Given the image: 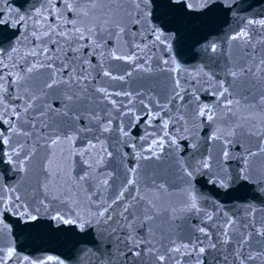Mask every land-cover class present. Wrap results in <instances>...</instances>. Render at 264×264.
Segmentation results:
<instances>
[{"label": "snow or ice", "instance_id": "6c2138e0", "mask_svg": "<svg viewBox=\"0 0 264 264\" xmlns=\"http://www.w3.org/2000/svg\"><path fill=\"white\" fill-rule=\"evenodd\" d=\"M25 3H29V0H25ZM176 6L185 14L191 11L209 16L220 7L231 11L233 0H39L38 6L36 2H32L23 12L8 6V0H0V26L15 28L13 35L18 37L15 42H9L7 47L0 42V160L6 157L7 163L17 172L27 173L36 153V145L43 141L41 146L50 148L61 143L62 130L49 123L55 110L46 100L40 102L45 88L50 89L58 83L67 84L70 89L67 101L72 102L74 97L79 99L78 94L71 91L72 86L81 92H87L89 85L85 81L92 71H102L103 76L109 79L123 80L124 76L114 77L111 72L104 70V58L125 60L138 70L151 71L150 67H141L136 63L140 58L137 53L144 51L136 41L138 38L148 39L149 36L155 37L153 43L171 39L153 22L154 19H159L154 13L161 7L174 9ZM249 23L264 25V20ZM21 27L24 28L22 33L19 31ZM231 39L241 41L245 46L252 45L247 31H238ZM120 42H124L129 51L117 55ZM207 47L212 52L217 50L214 43ZM144 63L147 64L146 59ZM40 69L50 71L43 86L37 89L33 73H39ZM227 75L232 77L227 85L224 80L209 78L206 81L211 85L212 95L216 98L214 104L200 99L198 93L201 88L193 86L189 94L187 88L180 87L178 80L174 95L167 102H161L147 93L113 94L105 88H97L96 91L103 93L105 100H110L113 95L128 98L126 101L111 100V103L117 115L126 118V123L118 125V131L126 138L125 145L132 148L131 153H124V156L131 155L132 166L126 167V178L119 188L115 189L113 186L114 190L107 196L105 192L112 179L110 173L103 179L85 173L75 183L70 177L65 179L49 203L57 202L67 211L57 209L52 219L61 226L67 225L80 232L87 231L93 225L97 226L99 243L114 242L118 249L119 245H123L119 251L125 264L128 259L133 264H139L145 255L150 256L155 264H164L165 261H176L179 264L184 256L194 258L197 264H203L207 249L233 243V264L264 260V251H258L254 255L251 251L245 253L244 250L254 237L264 238V220L257 224L256 209L252 204L246 205L244 217L232 219L224 213V218L219 223L217 221L220 220L222 208L217 211L215 219L213 214L203 212L205 226L198 229L203 238L197 237L195 244L189 241L188 244L177 246L175 240H169L165 245L157 240L152 230L162 215L175 220L182 213L200 214L203 211L201 201L204 197L196 186L198 175L214 189L228 190L234 185L251 189L254 199L264 203V166L257 168L253 159L264 157V91L258 97L253 95L251 101L244 96L243 105L241 99H236L234 95V84L242 77L264 80V57L259 61L254 60L250 66H235L228 70ZM63 76H67V80L60 79ZM177 100L180 103L170 107ZM188 103L195 104L194 124L209 122L210 125H223L215 127L210 135V139L221 142L222 147L215 156L201 155L196 159L193 153L192 161L186 166L183 161L180 162L183 182L187 185L183 189L182 207L162 208L161 196L154 194L152 189L156 193H163L165 185L153 182L147 191L142 190L138 169L143 167L142 161L160 160L165 148L170 153H175L188 147L185 142L189 133H194V128L185 125V115L182 112ZM64 115L67 116L68 113L65 112ZM165 116L168 118L165 119ZM93 117L100 119L95 113ZM72 118L80 119L79 113ZM154 121H158V124L149 133L147 130L152 128ZM173 121L170 128V122ZM111 124L112 120L108 119L102 131H110ZM141 126L145 128V134L138 136V139L150 140L151 143L147 149L141 144L140 150H137V137L132 136V130ZM63 137L64 142L71 140L66 130L63 131ZM252 138L257 142L256 151L242 143H250ZM96 139L99 142V137ZM233 145L241 151H235L231 147ZM90 147L94 149L95 145ZM191 147L195 149L196 145L191 144ZM105 155L111 157L112 153L102 145L92 158L89 169L95 171L102 167ZM232 160L239 161V166L231 168ZM43 171L47 177V182L43 184L47 199L52 193L55 177L49 166H45ZM91 179H96L98 186H93ZM85 184H88V188H85ZM10 191L15 193L17 190L13 188ZM33 205L35 206L29 210V206L22 202L19 195L7 199L0 196V224L3 223L4 214L10 211L33 222L39 219L42 210L48 211L43 200L39 204L33 201ZM3 227L7 228L8 225L4 224ZM208 227L217 231L210 234ZM144 229H148L147 235L140 234ZM213 235L216 237L215 242ZM261 242L264 243V239ZM8 256H12L11 251ZM223 259L228 264V255Z\"/></svg>", "mask_w": 264, "mask_h": 264}, {"label": "water", "instance_id": "95a60500", "mask_svg": "<svg viewBox=\"0 0 264 264\" xmlns=\"http://www.w3.org/2000/svg\"><path fill=\"white\" fill-rule=\"evenodd\" d=\"M32 2H36L37 6L39 4V0H29L27 4L25 0H8V6L23 12ZM155 15H158L159 19H154L153 22L172 38L164 40L163 43L158 41L153 43L155 40L153 36L144 40L137 39L136 42L144 51L137 53L140 58L136 63L141 67H150L151 71L138 70L132 63L125 60L104 58V70L111 72L114 77L124 76L123 80L109 79L103 76L102 71H92L88 80L85 81L89 85L87 92H81L72 86L71 91L79 96V99L74 97L72 102L67 101L70 91L67 84L58 83L50 89L43 90L40 102L46 100L55 110L51 114L49 123L54 124L58 130H62L61 143L50 148L41 146L43 141L40 145H36V153L27 173L17 172L12 165L7 163L6 157L0 160V196L7 199L10 196L19 195L22 202L29 206V210L35 206L33 201L39 204V201L43 200L48 211L42 210L39 219L35 222L21 218L11 211L4 214L3 223L0 224V264H109V260L111 264H125L119 251L123 245H119L118 249L114 242L99 243V232L95 225L85 232L70 229L67 225L61 226L52 219V216L56 214L57 209L62 212L67 209L57 202L49 203L65 179L70 177L75 183L78 177L85 173H90L92 177L100 179L110 173L112 179L109 180L108 191L105 192L106 196L110 195L114 190L113 186L118 189L126 178V167L132 166L131 155L124 156V153H131L132 148L125 145L126 138L118 131V125L126 123V118L118 116L111 103V100L126 101L128 98L123 95H113L110 100H105L103 93L96 91L97 88H105L113 94L117 92L147 93L161 102H167L174 95L178 80L180 87L187 88L189 94L193 86L201 88L198 93L200 99L214 104L216 98L212 95V87L206 83L209 78L224 80L227 85V82L232 80V77L227 75L229 69L239 65L250 66L254 60L259 61L264 57V43H260L264 41V25L249 23V21L264 20V0H233L231 11L220 7L209 16L191 11L185 14L179 6L174 9L161 7L156 10ZM19 31L24 32V28L21 27ZM238 31H247L252 45L245 46L241 41L232 40L231 37ZM15 32V28L0 26V42H3L5 47L9 42H15L18 38L13 35ZM213 43L216 45V52L208 50L207 46ZM144 45L148 47L145 48ZM119 47L120 51L117 55L129 51L124 42H120ZM145 59L147 60L146 65ZM49 71L40 69L39 73H33L37 89L43 86L45 79H48ZM128 73L131 75H127ZM60 79L67 80V76L60 77ZM234 89L236 99H241L243 105L244 96L251 101L253 95L258 97L259 93L264 91V80L245 76L235 82ZM185 99L187 100L188 97L186 96ZM179 103L178 100L174 101L170 107ZM194 109L195 104L193 103L186 104L182 109L185 115V125L194 128V133H189L185 142L188 147L175 153H170L165 148V153L160 160L142 161L143 167L138 169L142 190L147 191L148 186L153 182L165 185L163 193H156L155 189H152L154 194L161 196L162 208L182 207L183 189L187 185L183 182L180 162L183 161L186 166L192 161L193 153L196 159H199L201 155L215 156L222 147L221 142L210 139V135L215 127H223V125H210L209 122L194 124ZM137 111H139V106ZM65 112L68 113L67 116L64 115ZM76 113H79L80 119L72 118ZM93 113L100 119H95ZM246 114L242 113V115ZM167 118L165 116V119ZM108 119L112 120L111 130L103 132V126L107 124ZM172 123L174 121L170 122V128ZM157 124L158 121H154L152 128L147 131L151 133ZM64 130L71 137L70 141L64 142ZM144 134L143 126L132 130V136L137 137L135 140L137 150H140L139 145L142 144L143 148L147 149L151 143L150 140L138 139V136ZM97 137H99V142ZM242 143L256 151L255 138H252L250 143L246 141ZM191 144H195L196 148L193 149ZM90 145H95V148L92 149ZM102 145L112 153V156L105 155L102 167L92 171L89 169V164L92 163V158L96 156ZM231 147L237 152L241 151L235 145ZM5 150H7L6 146ZM253 159L257 168L264 166V157ZM49 161H51L50 165ZM239 163L237 160H232L231 168L238 167ZM45 166L50 167L55 177L52 193L47 199H45L43 188V184L47 182L43 171ZM196 181H198L196 186L204 197L201 201L203 211L200 214L182 213L175 220L162 215L153 225L152 230L157 240L162 241L163 244L167 245L169 240H175L177 246L188 244L189 241L195 244L197 237L203 238L198 229L205 226L206 218L203 215L205 211L213 214L215 219L217 211L222 208L220 220L217 221L219 223L223 220L224 213L232 219L244 217L247 212L246 205L252 204L256 209L257 224L264 220V203L254 199L251 189L240 188L239 185H234L228 190L214 189L199 175ZM91 183L93 186H98L96 179H91ZM13 188L17 190L15 193L10 191ZM85 188H88V184H85ZM207 223L211 224V222ZM4 224L8 227L4 228ZM207 231L212 234L217 229L208 227ZM140 234L147 235L148 229L142 230ZM212 239L215 242V235ZM262 239L264 238L254 237L249 245L245 246V253L251 251L255 255L258 251H264ZM157 247H160L159 243ZM234 247L235 243L207 249L203 256V264H225L223 259L225 255H228V264H233L231 249ZM9 251L12 252L11 257L8 256ZM126 264H133V261L128 259ZM139 264H155V261L145 255ZM164 264H177V262L165 261ZM179 264H197V262L192 257L184 256ZM249 264H264V260L258 259Z\"/></svg>", "mask_w": 264, "mask_h": 264}]
</instances>
